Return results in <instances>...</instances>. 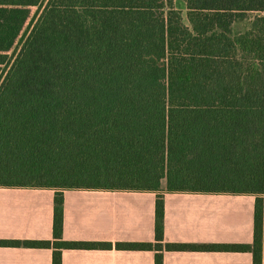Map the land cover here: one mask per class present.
Here are the masks:
<instances>
[{
    "label": "trees",
    "instance_id": "16d2710c",
    "mask_svg": "<svg viewBox=\"0 0 264 264\" xmlns=\"http://www.w3.org/2000/svg\"><path fill=\"white\" fill-rule=\"evenodd\" d=\"M0 0V186L158 192L156 242L119 249H227L264 256V0ZM247 22L242 30L237 24ZM256 195L254 242L164 238L163 192Z\"/></svg>",
    "mask_w": 264,
    "mask_h": 264
},
{
    "label": "crops",
    "instance_id": "0c3cea01",
    "mask_svg": "<svg viewBox=\"0 0 264 264\" xmlns=\"http://www.w3.org/2000/svg\"><path fill=\"white\" fill-rule=\"evenodd\" d=\"M63 239L112 248H63L62 264H155L156 250L118 243L156 242L158 192L66 189ZM56 190L0 186V241H53ZM164 238L196 245L252 244L256 195L163 192ZM52 247L0 243V264H53ZM164 264H253L251 251L163 250ZM264 264V256H263Z\"/></svg>",
    "mask_w": 264,
    "mask_h": 264
},
{
    "label": "rangeland",
    "instance_id": "374dc122",
    "mask_svg": "<svg viewBox=\"0 0 264 264\" xmlns=\"http://www.w3.org/2000/svg\"><path fill=\"white\" fill-rule=\"evenodd\" d=\"M175 5L178 9H180L182 11L183 17H184V21L187 22V9H186V4L184 0H175ZM245 25H247V22H242L237 24L236 29L237 30H242Z\"/></svg>",
    "mask_w": 264,
    "mask_h": 264
}]
</instances>
